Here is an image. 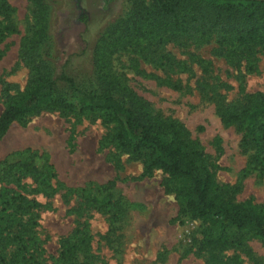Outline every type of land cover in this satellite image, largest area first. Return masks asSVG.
<instances>
[{"label": "rangeland", "instance_id": "374dc122", "mask_svg": "<svg viewBox=\"0 0 264 264\" xmlns=\"http://www.w3.org/2000/svg\"><path fill=\"white\" fill-rule=\"evenodd\" d=\"M7 2L14 32L0 41V113L8 96L29 85L26 54L37 38L50 74L63 70L96 86L99 70H105L116 97L131 94L156 123L174 125L168 135L198 153L224 199L264 209V176L245 174L249 152L240 144L241 132L219 117L221 107L240 112L264 95V47L168 30L116 46L104 38L133 0H42L39 11L35 0ZM115 131L116 123L102 113L57 109L14 121L0 138V163L29 148L46 157L55 173L42 190L25 175L0 180V190L38 204L31 208L36 245L27 264H67L60 241L82 228L90 235V264H206L226 257L234 264H264V240L248 233L209 247L208 223L181 212L176 182L158 169L146 174L148 151L116 147ZM109 181L114 186L102 188ZM2 252L9 259L15 248L7 245Z\"/></svg>", "mask_w": 264, "mask_h": 264}, {"label": "trees", "instance_id": "16d2710c", "mask_svg": "<svg viewBox=\"0 0 264 264\" xmlns=\"http://www.w3.org/2000/svg\"><path fill=\"white\" fill-rule=\"evenodd\" d=\"M35 2L39 11L42 0ZM11 11L7 0H0V41L14 32ZM165 30L187 35L215 34L221 40L231 39L247 49L264 47V1L133 0L130 12L112 26L104 39L120 46L122 42ZM37 32L42 41L44 35L40 28ZM37 48L38 39L34 38L26 54L29 85L21 95L8 96L0 113V138L14 121L45 110L102 113L116 123L112 137L116 147L130 153L148 151L145 173L158 169L176 182L175 194L181 212L208 223L204 242L209 247L218 249L226 242H236L239 236L235 233H248L264 240V209L250 202L235 204L224 199L213 174L199 159L198 153L168 135L173 124L156 123L144 105L131 94H127V100L116 97L106 80L108 73L103 69L99 70L101 83L96 86L77 82L63 70L57 76L50 74ZM219 117L223 125L236 124L241 132L240 144L249 152L243 170L245 174L256 172L264 176V95L240 112L230 105L221 107ZM12 175L17 179L24 175L31 177L40 190L49 188L51 179L55 178L47 158L29 148L1 161L0 180ZM113 186L114 182L109 181L102 188ZM83 191L88 193L86 189ZM87 203L93 206L95 201L87 199ZM36 204L35 200L20 193L0 190V264H27L34 259L29 248L36 245L32 229L36 221L31 211ZM7 245L15 248L14 256L9 259L2 252ZM60 247L62 259L67 264H90V235L85 228L63 237ZM206 264L234 262L228 257L211 258Z\"/></svg>", "mask_w": 264, "mask_h": 264}, {"label": "water", "instance_id": "95a60500", "mask_svg": "<svg viewBox=\"0 0 264 264\" xmlns=\"http://www.w3.org/2000/svg\"><path fill=\"white\" fill-rule=\"evenodd\" d=\"M264 1V0H263Z\"/></svg>", "mask_w": 264, "mask_h": 264}]
</instances>
